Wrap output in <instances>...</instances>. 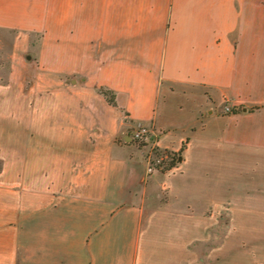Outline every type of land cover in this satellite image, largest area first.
I'll return each instance as SVG.
<instances>
[{"label":"crops","instance_id":"0c3cea01","mask_svg":"<svg viewBox=\"0 0 264 264\" xmlns=\"http://www.w3.org/2000/svg\"><path fill=\"white\" fill-rule=\"evenodd\" d=\"M0 29V264H264V0H0ZM137 125L178 161L146 173Z\"/></svg>","mask_w":264,"mask_h":264},{"label":"built area","instance_id":"2783aa9c","mask_svg":"<svg viewBox=\"0 0 264 264\" xmlns=\"http://www.w3.org/2000/svg\"><path fill=\"white\" fill-rule=\"evenodd\" d=\"M223 108L229 110L228 105H224ZM153 136V130L147 125H137L130 130V139L136 145L140 147L147 146L144 153L146 173H150L158 167L167 169L178 161L177 152L158 148L153 142Z\"/></svg>","mask_w":264,"mask_h":264},{"label":"rangeland","instance_id":"374dc122","mask_svg":"<svg viewBox=\"0 0 264 264\" xmlns=\"http://www.w3.org/2000/svg\"><path fill=\"white\" fill-rule=\"evenodd\" d=\"M11 36L12 34H9V31L0 29V78L5 74L6 68H7V62H8V54L11 46ZM37 42V35L32 34L29 37V43L30 47L28 49L29 53L34 52V46ZM228 105L229 110H224L223 106ZM230 108H234V110H239V106H232L229 103L224 102L222 104L221 109L219 110L220 112H231ZM147 149V146H142ZM156 170H164V167H158Z\"/></svg>","mask_w":264,"mask_h":264},{"label":"trees","instance_id":"16d2710c","mask_svg":"<svg viewBox=\"0 0 264 264\" xmlns=\"http://www.w3.org/2000/svg\"><path fill=\"white\" fill-rule=\"evenodd\" d=\"M100 91L104 94V96L106 97L108 102H110L112 104L114 103L113 93H112L111 90H108V89H105V88H100ZM231 111H234V108H232Z\"/></svg>","mask_w":264,"mask_h":264}]
</instances>
